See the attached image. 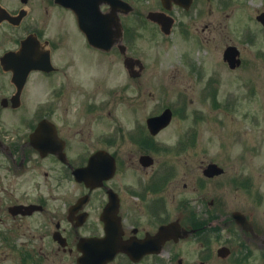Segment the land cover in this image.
Wrapping results in <instances>:
<instances>
[{"label": "flooded vegetation", "instance_id": "flooded-vegetation-1", "mask_svg": "<svg viewBox=\"0 0 264 264\" xmlns=\"http://www.w3.org/2000/svg\"><path fill=\"white\" fill-rule=\"evenodd\" d=\"M154 1L150 10H190L174 0ZM76 26L73 12L54 0H0V264H78L81 242L106 236L116 238L120 250L104 264H155L157 255H164L163 264H264V179L206 176L203 163L180 179L156 169V136L147 116L136 117L151 94L148 86L142 100L140 90L135 97L114 93L111 100L127 101L114 106L119 119L111 128L113 109L101 108L99 100L76 105L86 93L94 98L105 91L91 75H68L85 57ZM28 40L41 69L21 80L26 66L11 56ZM55 72L64 75L44 78ZM32 75L43 80L29 100ZM132 81L138 89L143 84L140 76ZM98 152L112 158L114 171L101 156L92 178L88 164ZM172 223L178 234L165 239L157 255L149 252L160 229Z\"/></svg>", "mask_w": 264, "mask_h": 264}, {"label": "rangeland", "instance_id": "rangeland-1", "mask_svg": "<svg viewBox=\"0 0 264 264\" xmlns=\"http://www.w3.org/2000/svg\"><path fill=\"white\" fill-rule=\"evenodd\" d=\"M129 1L134 9L123 21L128 23L127 54L144 64L139 89L137 82H127L130 77L118 52L100 54L85 48L81 68L68 75H91L89 81L95 77L108 93L113 89L128 97H135L139 90L142 95L148 86L152 99L136 115L142 121L152 109L169 106L174 110L170 124L155 137V168L161 173L169 169L180 179L187 168L216 162L226 176L238 181H262L264 27L255 16L264 11V0H200L191 16L177 15L179 24L168 35L145 18L155 8L154 0ZM226 45H235L240 52L241 64L234 69L222 59ZM60 75L64 74L55 72L52 79ZM40 79L31 76L26 93L29 100L38 93ZM87 95L84 102L80 97L74 103L85 106L89 101L110 99L105 91L95 99ZM113 105L110 101L105 108ZM118 119L115 110L113 119L108 116V127Z\"/></svg>", "mask_w": 264, "mask_h": 264}, {"label": "water", "instance_id": "water-1", "mask_svg": "<svg viewBox=\"0 0 264 264\" xmlns=\"http://www.w3.org/2000/svg\"><path fill=\"white\" fill-rule=\"evenodd\" d=\"M62 4L72 7L80 20L81 28L84 30L87 40L100 48L108 50L115 42H117L120 39V29L118 24L116 25L115 18V12L117 9H121L124 5L125 11H128L131 7L123 2L122 0H85V5L79 7L76 1L74 0H59ZM107 2L111 6V11L107 14H101L98 12V4L101 2ZM100 13L102 17L99 18L98 14ZM99 14V15H100ZM154 16V15H153ZM154 18L157 19L156 16ZM262 23L264 24V13L260 14L257 17ZM103 19V21H100ZM161 21V18L158 19ZM106 23V24H105ZM165 33L169 32V26L165 27L163 29ZM124 50V47H123ZM238 52L233 47H227L224 51V59L228 61L230 67H235L239 64V59L237 58ZM125 66L129 69V72L132 75H139L141 72V69L143 68L142 63L135 58L126 57L124 59ZM137 64L139 66V71L132 72L133 66ZM170 118V111L166 110L162 115L153 117L149 119L150 121V130L152 133H156L161 127L165 126ZM38 144V143H37ZM38 146H42L41 143H39ZM97 160V158H94L90 161V166L92 165V162ZM94 169V168H93ZM221 168L217 167L216 164L210 163L205 173L208 175H212L215 173L220 172ZM157 240H155V244H157ZM83 249L84 255L81 257L80 264H85L87 261V258L92 260V264H99L103 261L108 260L111 258L118 250V246L116 245V240L113 238L99 240L98 242H95L92 244V251L90 250L88 252H85L84 245L81 246ZM150 251H158V247H150ZM138 256V254H133L131 257ZM94 262V263H93ZM89 263V262H87ZM90 264V263H89Z\"/></svg>", "mask_w": 264, "mask_h": 264}]
</instances>
